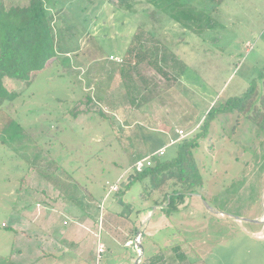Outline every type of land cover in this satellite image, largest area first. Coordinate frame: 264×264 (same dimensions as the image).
I'll list each match as a JSON object with an SVG mask.
<instances>
[{
	"label": "rangeland",
	"instance_id": "rangeland-1",
	"mask_svg": "<svg viewBox=\"0 0 264 264\" xmlns=\"http://www.w3.org/2000/svg\"><path fill=\"white\" fill-rule=\"evenodd\" d=\"M82 1L50 0L63 5L60 11L70 6L55 11L54 53L34 81V73L21 79L12 60H0V87L10 95L0 99V264H33L40 257L39 264H71L68 250L80 245L88 246L81 250L82 264H150L147 260L171 244H183L193 264H264V223L258 222L264 214V143L256 154L252 131L264 137V116L257 125L232 109L213 122L200 159L206 166L204 189L183 203L175 199L178 210L168 202L156 206L165 196L148 180L124 190L137 159L167 146L170 138L174 144L164 160L173 159L184 139L180 130L187 137L213 105L251 87L264 90V0H224L216 29L201 37L182 32L163 14L160 22L150 18L156 10L151 1L138 4L135 13L109 0ZM5 4L28 7L30 1ZM142 24L158 31L188 71L180 78L172 68L165 77L141 64L135 86L130 85L137 99L133 105L116 65ZM114 185H120L116 193L110 191ZM96 201L99 209L87 216ZM73 210L84 215L88 229L96 225L92 236L82 234L74 246L64 236L76 227ZM113 213L123 220L110 226ZM138 231L142 255L135 249ZM130 235L135 241L126 246ZM98 243L109 249L101 258ZM164 256L166 264L181 263L172 261L171 251Z\"/></svg>",
	"mask_w": 264,
	"mask_h": 264
},
{
	"label": "trees",
	"instance_id": "trees-1",
	"mask_svg": "<svg viewBox=\"0 0 264 264\" xmlns=\"http://www.w3.org/2000/svg\"><path fill=\"white\" fill-rule=\"evenodd\" d=\"M143 1L145 0H109L111 4L118 5V8L130 13H135V7ZM147 1H151L156 7V10L150 14V18L153 20L160 22L161 16L159 14H163L168 17L169 21L177 24L182 32L201 37L207 31L216 29L215 16L218 14L224 0ZM49 2L50 0H31L28 7L12 6L7 8L5 0H0V60H2V56L5 59L3 62L12 60V66L14 65L12 70L21 79L28 78L29 75L34 73L33 77L31 76L34 81L36 73L44 69V59H48L54 53L56 34L53 26V16L49 12L50 8H48V5H51ZM143 26L145 25L140 26L139 35L132 39L130 49L125 51L121 62L118 64L121 78L126 82L125 88L128 92L131 90L130 85L135 86L137 69L143 63H147L165 77L169 76L172 68L173 70L177 69V76L179 75L180 78L184 77L188 71V66L183 60L169 53L170 50L166 43L159 39L158 31L156 29L148 30ZM163 67L166 68V72L163 71ZM3 73L0 66V77L4 75ZM148 90V87L139 89L138 95ZM255 93L256 87H251L241 96L229 98L225 104L212 107L198 129L177 143V152L173 159L164 160L166 153L161 158H158L155 153L150 154L152 166L147 167L142 173L135 172L125 182L124 190L128 191L136 182L146 183L148 180L149 184L165 196L163 202L155 200L154 204L164 206L163 204L168 202L171 210H178L175 199L183 203L187 196L199 194V191L204 189L202 169L205 170L206 166L200 159L205 154L204 142L207 141L210 134V126L218 117L231 112L232 109L238 110V113L243 112ZM129 94L132 98H130L131 104L134 105L137 101L136 95L131 92ZM9 96L7 90L1 86L0 99L7 101ZM12 97L16 96L12 95ZM145 101L144 98L143 102ZM88 102H92L91 98ZM143 104L141 102L138 105L139 108ZM18 132L19 130L14 128V133ZM209 142V149L214 150V144L211 140ZM19 143H21L20 148L23 151L22 138ZM123 193L120 194L123 195ZM146 195L148 196L147 199L150 200L151 194L146 193ZM173 197L175 198L173 199ZM3 228L13 230L6 224L3 225ZM182 247L183 244H171L161 248L160 255L151 257L147 262L150 264H166L168 260L164 255L171 251L173 262L180 260V264H193Z\"/></svg>",
	"mask_w": 264,
	"mask_h": 264
},
{
	"label": "crops",
	"instance_id": "crops-1",
	"mask_svg": "<svg viewBox=\"0 0 264 264\" xmlns=\"http://www.w3.org/2000/svg\"><path fill=\"white\" fill-rule=\"evenodd\" d=\"M21 1V0H20ZM29 1H31V0H29ZM82 2H88V3H90V2H96L95 0H84V1H82ZM17 4H19V2L17 3ZM61 5V4H60ZM58 6L57 4H55V3H53V4H51L50 5V11L49 12H51V14H52V16L54 17V15H55V11H60V10H62V6L63 5H61V6ZM20 6V5H19ZM69 6L70 5H67V6H65L64 5V10H65V8H69ZM23 7V6H22ZM63 10V11H64ZM63 11H60V13H62ZM55 19V18H54ZM56 22V21H55ZM116 67H119L118 65H116ZM263 76V77H262ZM260 78H262L263 80H264V72H262L261 73V76H260ZM262 79H261V82H262ZM262 103H264V90L261 88H258V86L256 87V93H255V95H254V97L251 99V101L247 104V106L245 107V109H244V111L243 112H241V113H239V116L241 117V119L243 118V116H246V117H248L251 121H254V123H256L257 125H259V123L260 124H262V122L260 121L261 119H262V117L264 116L263 114H262V112H264V106H261L262 105ZM212 107H216L215 105H213ZM255 108L256 109H259L258 111H256L255 112ZM262 108V109H261ZM230 113V112H229ZM226 114H228V113H225V116H226ZM224 116V115H223ZM239 123H241V122H239ZM238 123V124H239ZM257 125H254V126H257ZM252 131L254 132V134H256V138H255V141L257 140V145H255V153L257 154L258 152L260 153V149H261V147H262V145H263V143H264V137H259V134L257 133V131L255 130V129H252ZM172 138H170L169 139V141L171 140ZM169 141L167 142V144H169ZM241 141V140H240ZM245 141V143H247L248 144V146L247 147H245V149L247 148V149H250L251 147V142H250V139H245L244 140ZM242 142V141H241ZM164 146V145H163ZM163 146H160L158 149H154L153 151H151L150 150V152H149V150H148V155H150V154H152V153H156L157 151H159L160 149H162L163 148ZM256 157V155L254 156V158ZM257 161V163H259V161L258 160H256ZM253 163V162H252ZM115 200V199H114ZM119 202H121V201H119ZM95 203H97V201L95 202ZM86 205V207H85V209L87 208V206H89L88 204L89 203H85ZM96 208L93 210L92 209V213H89V214H87V216H91L92 217V214L93 213H95V212H97V210L99 209V204L97 203L96 205ZM43 212V211H42ZM45 212V211H44ZM73 212L76 214V227L75 228H73V227H71V229L70 230H68V231H65V233H64V236H65V238H66V240L68 241V242H70L71 244H72V246H74L75 244H73L74 242L75 243H79V245H80V243H81V241H80V238L82 237V234H87V237L88 236H92V233H94L95 232V227H96V225L94 224V225H92L91 226V228L90 229H88L87 227H88V225H87V221L84 219L83 220V218H84V215H81V212L79 211L78 212V210H73ZM87 220H90V221H93V219H91V218H88ZM119 220H123L122 218H121V216H118V214H109V217H108V223H109V225L110 226H112V225H114V224H116L117 225V223H119L120 221ZM125 221H127L126 219H125ZM128 222V224H129V221H127ZM258 222H262V223H264V214L259 218V221ZM130 225H132V224H130ZM125 227H128L127 225H125ZM132 227H135V226H133L132 225ZM117 228V227H116ZM134 229V228H133ZM88 230H89V232H88ZM117 230V229H116ZM87 232V233H86ZM140 233H142L141 231H138V234L136 235L137 237H139L140 238ZM95 236V235H94ZM117 236L118 235H116V236H114V237H116L117 238ZM136 236L134 237V238H131V235L129 236V237H127V238H125V240H124V242H125V244H127V243H130V240L131 239H134V241H135V238H136ZM122 237H123V235H122ZM89 238V237H88ZM88 238L86 239V240H88ZM31 240H33V238L31 239ZM121 240V239H120ZM73 242V243H72ZM76 246H78V245H76ZM90 247V246H89ZM73 248V249H72ZM106 248H107V246H106ZM82 249H88V246H83V245H80L79 246V248L78 249H74V247H71L69 250H68V254H70L68 257H69V260H71V261H74V262H71V264H82V260H83V257H82V255H83V253H81V250ZM90 249H91V247H90ZM107 252H109V249L107 248ZM39 261H41V262H44V261H42V258L40 257L38 260H36V261H34V263L33 264H39L40 262ZM85 264H87V262L85 261Z\"/></svg>",
	"mask_w": 264,
	"mask_h": 264
},
{
	"label": "built area",
	"instance_id": "built-area-1",
	"mask_svg": "<svg viewBox=\"0 0 264 264\" xmlns=\"http://www.w3.org/2000/svg\"><path fill=\"white\" fill-rule=\"evenodd\" d=\"M118 62H121L120 60H118ZM179 134V139H183L186 137V134H184V131L183 130H180L178 132ZM174 144V141L173 143H171V141L169 142V144L167 146H164L162 149H160L159 151H157L155 153V155L158 157V158H161L165 155L166 151H167V148L170 147V146H173ZM152 166V161H151V158H150V155L144 157V158H141V159H137L134 164H133V171L134 172H138V173H142L147 167H150ZM119 186L120 185H114L110 188V191L112 193H116L117 191H119ZM126 246H130V243H127ZM135 249L137 252H140V242H138V240L136 241V245H135ZM97 254L99 256V258H101V256L103 255V253H105L106 251V246H104L103 243H98L97 245ZM98 258V259H99Z\"/></svg>",
	"mask_w": 264,
	"mask_h": 264
},
{
	"label": "water",
	"instance_id": "water-1",
	"mask_svg": "<svg viewBox=\"0 0 264 264\" xmlns=\"http://www.w3.org/2000/svg\"><path fill=\"white\" fill-rule=\"evenodd\" d=\"M141 239H142V233H140V255H142L143 254V252H144V249H143V247H142V244H141Z\"/></svg>",
	"mask_w": 264,
	"mask_h": 264
}]
</instances>
